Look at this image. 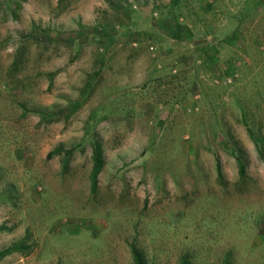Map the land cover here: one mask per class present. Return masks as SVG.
<instances>
[{"label": "rangeland", "instance_id": "rangeland-1", "mask_svg": "<svg viewBox=\"0 0 264 264\" xmlns=\"http://www.w3.org/2000/svg\"><path fill=\"white\" fill-rule=\"evenodd\" d=\"M0 1V264H264V0Z\"/></svg>", "mask_w": 264, "mask_h": 264}, {"label": "trees", "instance_id": "trees-1", "mask_svg": "<svg viewBox=\"0 0 264 264\" xmlns=\"http://www.w3.org/2000/svg\"><path fill=\"white\" fill-rule=\"evenodd\" d=\"M63 1L64 0H58V7H57L58 10H61L63 8ZM173 3H174L173 6H177L179 3V0H174ZM175 21L179 25L178 20L175 19ZM176 30H179L178 26H176ZM20 55H21V50L19 51L18 57L16 58L14 62V66L18 65L19 63L18 60H19ZM53 77H54V74L49 75V80L51 81ZM94 86L95 85L93 84V80L90 79L86 88L81 92V96L86 99L90 95L92 90L94 89ZM248 134L253 140V143L256 144L258 148L260 145L264 144V138L255 136L251 128L248 129ZM90 145H91L90 148H91V163H92V168L90 172V192L91 194H95L97 191V186H98V177L104 168L105 161H104L103 149H102L100 139L95 137L92 140ZM78 147L79 146L73 147L70 149H64L63 147H57L56 149H54L47 155V158L50 159L54 156L62 155L63 156L62 166H63V169L65 170L68 167L70 160L75 150ZM236 162L238 166L239 176L240 178H243L245 176V165L240 155L236 157ZM217 171H218V176L220 177L219 167L217 168ZM1 230L2 228L0 227V231ZM27 249L28 248L24 246L23 243H17V244H13L9 246L6 249L0 250V262L14 253L22 252L23 250H27ZM130 254L132 258V264H147V260L143 252L137 249L134 245H130ZM179 264H192V262L187 256H184L181 258ZM225 264H228V263H225Z\"/></svg>", "mask_w": 264, "mask_h": 264}]
</instances>
